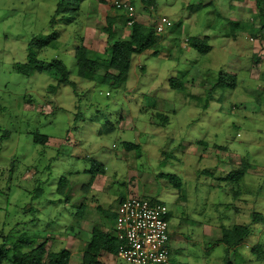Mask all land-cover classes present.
Segmentation results:
<instances>
[{
    "label": "rangeland",
    "instance_id": "obj_1",
    "mask_svg": "<svg viewBox=\"0 0 264 264\" xmlns=\"http://www.w3.org/2000/svg\"><path fill=\"white\" fill-rule=\"evenodd\" d=\"M58 1L0 0V245L12 255L20 236L27 235L49 241L51 251L69 249L70 264H82L92 228L113 234L120 202L139 195L166 204L173 235L185 234L186 246L171 248V256L185 255L176 264H227L226 245L216 234L203 239L206 226L234 224L230 205L241 199L254 201V210L264 213V22L257 1L242 0L240 9L230 11L231 2L241 1L193 0L187 7L184 0H156L153 16L186 23L190 35H209L213 49L189 52L185 36L166 26L161 35L171 46L159 47L164 56H147L148 67L138 71L140 83L131 70L124 86L102 82L101 69L95 80L80 77L75 56L80 27L103 26L106 16L123 10L105 6L102 14L86 12L99 5L88 0L53 25ZM132 1L142 10L141 0ZM37 36L48 41L38 58L62 60L75 85L59 83L51 72L25 76L15 70L28 61ZM222 71L237 74V86L211 91ZM172 77L184 82L182 90L166 84ZM154 81L168 88L173 102L170 123L161 127L151 123L156 103L151 89L163 92ZM110 122L114 128L108 130ZM36 133L49 136L46 144L35 142ZM125 141L140 143L141 154L126 150ZM243 160L253 174L240 182L226 179ZM94 163L105 171L90 172ZM161 173L181 175L183 190ZM62 178L67 186L59 192ZM235 191L241 193L236 197ZM254 231L230 253L228 264H264L251 250L264 243V226L256 224Z\"/></svg>",
    "mask_w": 264,
    "mask_h": 264
},
{
    "label": "trees",
    "instance_id": "obj_2",
    "mask_svg": "<svg viewBox=\"0 0 264 264\" xmlns=\"http://www.w3.org/2000/svg\"><path fill=\"white\" fill-rule=\"evenodd\" d=\"M86 0H59L56 15L52 19L51 23L54 25L59 20H64L65 14H68L72 9H80L82 3ZM98 1V0H97ZM100 1V0H99ZM143 4L148 5L152 0H141ZM259 8L260 19L264 22V0H256ZM117 15H108L106 19V25L103 29L109 34V41H111L109 49L102 55H93L89 49L83 45V41L80 39L75 46V56L77 58L78 75L82 78L95 80L98 76L96 73L98 70H103V73L99 75L102 82L119 84L120 86L126 85L128 79V73L132 66L133 56L135 54L143 53L146 50L154 49L155 55H158L160 50L159 35L157 34L154 26H147L142 23L134 21L131 25L132 30L128 39H116L114 40L113 25L117 20ZM233 25L235 23H232ZM48 43L44 38L37 36L29 44L28 61L25 63H17L15 70L25 76H32L36 72H51L58 76L59 83L72 84L75 83L70 79V73L67 65L60 59H53L52 61H42L38 58V53ZM187 45L194 48L200 53H209L213 47L208 43V36L204 37H191L187 39ZM238 84L237 74L226 73L222 71L215 80V83L211 87V91L218 88H232L234 89ZM170 86L174 90H182L185 86L182 80L170 78ZM57 87L55 85L50 86V90L55 92ZM159 121L166 125L169 123V115L163 113H157ZM114 125L110 122V126L106 129L111 130ZM105 129V130H106ZM49 136L36 133L34 140L37 143L46 144ZM201 144L208 146V142L204 139L200 141ZM126 150H137L138 156L141 154L140 143H133L130 141L124 142ZM216 149H221L223 146L217 143L213 144ZM167 158V156H166ZM99 164H93L90 172L95 173L99 170H104L105 167ZM251 167L249 161H242L240 165L229 171L225 177L233 182H240L248 169ZM159 176L165 177L168 181L179 191L183 190L184 181L179 174H165L161 173ZM93 179V177H92ZM92 182V181H91ZM67 186V179L62 178L58 185V191L63 192ZM84 189L91 187L90 184L84 185ZM241 193V192H240ZM236 197L239 195L238 191H235ZM125 199V198H124ZM152 200L156 201L152 197ZM86 205H83L85 209ZM169 208V207H168ZM170 208L168 212V218L170 217ZM261 224L264 226V213L257 211L252 212V221L248 224H233L232 226H222V235L218 239L221 243L226 245L228 263H232L229 259V251L235 249L236 246L245 241L250 235L253 234L254 226ZM47 240L43 242H37L32 237L22 235L16 242V246L13 249V254L9 255L4 243L0 245V264L11 262L12 264H70L72 252L69 249H61L59 251H51L46 249ZM170 245V242H169ZM22 247H26L28 250H21ZM121 246V241L114 233H109L103 229L95 226L91 231V238L84 247L82 253V264H104L99 260L102 251L109 252L111 254H117ZM253 257L257 260L264 259V243L263 241L257 242L252 246ZM170 254V248H169ZM227 263V264H228ZM173 264V263H172Z\"/></svg>",
    "mask_w": 264,
    "mask_h": 264
},
{
    "label": "crops",
    "instance_id": "obj_3",
    "mask_svg": "<svg viewBox=\"0 0 264 264\" xmlns=\"http://www.w3.org/2000/svg\"><path fill=\"white\" fill-rule=\"evenodd\" d=\"M86 1H88V0H86ZM86 1H84L82 3L81 7L84 6V3ZM116 1H118V0H116ZM116 1L115 0H100V1L96 0V2H99V5L95 9H93V7L89 8V10L86 9V12L96 11L97 13L102 14L103 11L107 12V9L105 8V6L115 7L113 2L115 3ZM123 1L129 2L135 7V12H134V15L132 16L133 21H136L138 23H142V24L147 25V26H154L155 27V23L161 18V16H159V15L153 16V14L155 13L156 4H157L156 0H152V2L149 3L148 5L143 4V2L141 1L142 10H140V11H138L136 9V6L134 5L132 0H123ZM160 1H163V0H160ZM191 1H193V0H184L182 5L184 6V4L187 2V7H191V5H192ZM240 1H241V3L239 2L240 5H239V3L236 4V3H232L231 2L228 5V9L230 11H232L231 10L232 8H235V9L239 8L240 9L242 7V3H243L242 0H240ZM173 4H171V6ZM81 7H80V9H81ZM103 8H105V9H103ZM173 9L176 11V8L173 7ZM170 14L173 15L175 13L171 12ZM116 15H117L118 18H117L116 22L113 25L114 40H116V39H128L130 37L131 30H132L131 25L128 23L129 19H130L128 11L127 10H123L121 13H118ZM181 15H182V11L180 13V16ZM233 15L234 16L235 15L238 16L237 14H233ZM113 16H115V15H113ZM106 17H105V19H106ZM163 17L168 18L166 15L163 16ZM121 18H122V22L118 23L117 21H119V19H121ZM179 19H183L182 16ZM254 23H255V19H254ZM105 25H106V22H105ZM186 25L187 24L183 23L182 21H179L175 25V23H173V21H172V25L170 26V27L175 26L174 29L177 31L178 35L185 36V42H186V40L188 38L196 37V35H190V33H189L190 30L187 31L186 28H185ZM103 26L94 27L92 25L91 26L87 25L86 27H80L79 28V32L77 33V35L75 37V46L79 42V40L81 39L83 41V45L86 48L89 49L91 54L94 53V54H97V55L98 54L102 55L105 52H107V50L109 49L111 41H109V34L103 29ZM64 36L66 38V35H64ZM206 36H208V39L210 38L209 35H206ZM159 38H160V40H159L158 49H159V47H161V45L165 46V44H167L165 46L167 48H169L171 46V43H170L169 39H165L164 37H162V35H159ZM184 46H185V44H184ZM186 46L188 47V51L190 52V48L192 49V47L188 46L187 42H186ZM159 50H161V49H159ZM153 53H154V49H149V50L144 51L143 53L135 54L133 56L132 66H131V69L129 70V72H131V70H133V74L132 75L133 76L136 75L135 77H137L136 78L137 82L140 81L139 80L140 79V75H139L138 71L139 70H143L144 67H148V65L146 63H149V61L147 62V59H149L150 57L147 58V56H150ZM161 53H162V51L159 52L158 55L153 54L152 57H154V56H156V57L164 56V54H161ZM165 57L166 58H168V57L171 58V55L169 56L168 54H165ZM150 68H152V67H150ZM128 76H129V73H128ZM167 80H168V83H166V84H168L170 86V79L167 78ZM128 83H129V81L127 79L126 84H128ZM138 83H140V82H138ZM161 83L162 82H157V81L152 82V84H154L155 87L162 88L163 92L158 91V90L155 91V89H151V92H152L153 96L156 97L155 110H154V114H152L151 123L156 125V126H158V127H161L163 124L157 118L158 117L157 113L167 114L169 111H172V110H168V107H169V105H171L173 103L172 101H170L171 100V95L167 94L168 88L161 86ZM136 86H138V84ZM170 89H172L171 86H170ZM172 90H174V89H172ZM169 123H170V117H169ZM168 124H166V125H168ZM48 140H49V138H48ZM201 140L202 139H199L197 141V143L198 142L200 143ZM230 170H228L227 173ZM253 172H254V170H253V167L251 166L248 169L247 173L244 175V177L246 175L253 174ZM260 176L262 178H264V175H263L262 171L260 172ZM238 194H240V192H238ZM242 201H244V202H242ZM241 203L244 204L243 207H247V208H241L240 207ZM230 206H232V209H233V212H234V219L232 220L234 222V224H242L243 222L249 221V220L251 222L252 221V212L253 211H257V210H254L255 209L254 201H250V200L248 201V199H241L239 204L230 205ZM170 213H171V215L169 217V223L171 224V218H172V210L171 209H170ZM223 225L224 224L216 223L215 225L206 226L205 231L203 233V239L206 238L207 236H214L215 234H216L217 238H220L221 235H222V226ZM232 225L233 224L229 225V227L232 226ZM169 231H170V245H169L170 253H172L171 252V248H173V249L175 248V250L184 248L186 246V241H185V239H183V237H185V234H183L181 232L180 235H173L171 227L169 228ZM181 235H182V237H181ZM173 236H178V237L176 239H174ZM46 249L50 250V249H48V242H47V245H46ZM251 250H252V248H251ZM233 251L235 252V249H231L229 251V253H231ZM236 254L241 255L239 252H236ZM170 256H171V254H170ZM177 259H180V261L183 263V261H185V255L183 256L182 254H177V255L171 256V261H172L173 264H176L175 261ZM99 260L101 262H103L104 264H120V260H122V259L118 258L115 254H111L109 252L102 251L101 254H100ZM173 260H174V262H173ZM70 262H71V260H70Z\"/></svg>",
    "mask_w": 264,
    "mask_h": 264
},
{
    "label": "built area",
    "instance_id": "obj_4",
    "mask_svg": "<svg viewBox=\"0 0 264 264\" xmlns=\"http://www.w3.org/2000/svg\"><path fill=\"white\" fill-rule=\"evenodd\" d=\"M118 8H127L129 15L134 7L116 1ZM129 22V24H131ZM172 22L161 17L155 24L158 33ZM169 208L152 197L129 195L120 202L116 218V234L121 240L117 257L130 264H172L169 254Z\"/></svg>",
    "mask_w": 264,
    "mask_h": 264
},
{
    "label": "clouds",
    "instance_id": "obj_5",
    "mask_svg": "<svg viewBox=\"0 0 264 264\" xmlns=\"http://www.w3.org/2000/svg\"><path fill=\"white\" fill-rule=\"evenodd\" d=\"M124 2H126V1H124ZM126 3H129V2H126ZM129 4L132 5L131 3H129ZM114 6H115L116 8H118V7L116 6V2L114 3ZM132 6H133V5H132ZM133 7H134V6H133ZM118 9H122V10H127V11H128V9L125 8V7H123V8H118ZM134 12H135V7H134ZM128 14H129V12H128ZM133 15H134V13H133ZM133 15H132V16H133ZM132 16L129 15V17H130L129 22L132 21V23H133L134 21H133V19H132ZM129 22H128V23H129ZM171 22H172V21H171ZM132 23H131L130 25H132ZM155 24H156V23H155ZM154 28H155V30H156V27H154ZM164 31H165V30H164ZM164 31H163V32H164ZM156 32H157V30H156ZM163 32H161V33H163ZM161 33H158V32H157L158 35H161ZM186 42H187V40H186ZM119 205H120V204H119ZM118 208H119V207H118ZM169 226H170V225H169ZM169 228H170V227H169ZM115 234H116V227H115ZM116 235H117V234H116ZM117 237H118V236H117ZM118 239H119V237H118ZM119 240H120V239H119ZM120 241H121V240H120ZM117 254H118V253H117ZM117 254H116V256H117ZM170 257H171V256H170ZM171 262H172V261H171Z\"/></svg>",
    "mask_w": 264,
    "mask_h": 264
}]
</instances>
